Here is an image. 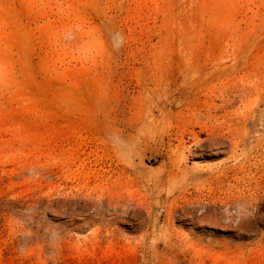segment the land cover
I'll use <instances>...</instances> for the list:
<instances>
[{"label":"rangeland","instance_id":"1","mask_svg":"<svg viewBox=\"0 0 264 264\" xmlns=\"http://www.w3.org/2000/svg\"><path fill=\"white\" fill-rule=\"evenodd\" d=\"M0 264H264V0H0Z\"/></svg>","mask_w":264,"mask_h":264}]
</instances>
